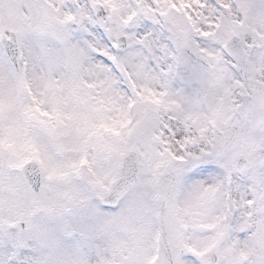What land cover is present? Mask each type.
<instances>
[{
    "label": "snow or ice",
    "instance_id": "6c2138e0",
    "mask_svg": "<svg viewBox=\"0 0 264 264\" xmlns=\"http://www.w3.org/2000/svg\"><path fill=\"white\" fill-rule=\"evenodd\" d=\"M0 264H264V0H0Z\"/></svg>",
    "mask_w": 264,
    "mask_h": 264
},
{
    "label": "rangeland",
    "instance_id": "374dc122",
    "mask_svg": "<svg viewBox=\"0 0 264 264\" xmlns=\"http://www.w3.org/2000/svg\"><path fill=\"white\" fill-rule=\"evenodd\" d=\"M235 2L236 3H238V4H247V3H249L250 2V0H235ZM258 2H259V0H258Z\"/></svg>",
    "mask_w": 264,
    "mask_h": 264
}]
</instances>
